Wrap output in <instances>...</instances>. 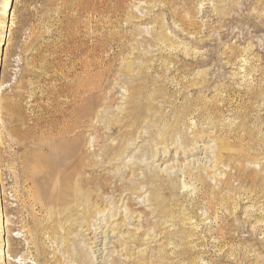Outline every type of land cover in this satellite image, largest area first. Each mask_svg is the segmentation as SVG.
<instances>
[{
  "label": "rangeland",
  "instance_id": "obj_1",
  "mask_svg": "<svg viewBox=\"0 0 264 264\" xmlns=\"http://www.w3.org/2000/svg\"><path fill=\"white\" fill-rule=\"evenodd\" d=\"M5 1L0 264H264V0Z\"/></svg>",
  "mask_w": 264,
  "mask_h": 264
},
{
  "label": "bare ground",
  "instance_id": "obj_2",
  "mask_svg": "<svg viewBox=\"0 0 264 264\" xmlns=\"http://www.w3.org/2000/svg\"><path fill=\"white\" fill-rule=\"evenodd\" d=\"M11 1L12 0H6L5 1V4L3 5V10L1 11V15H4L5 17L6 16H8V10L10 11L11 10V8H12V6L10 5V3H11ZM2 27V26H1ZM1 37H0V53H1V50L4 48V43H3V39H2V37L4 36V32H2L1 34ZM1 55V54H0ZM92 64H91V62H89V66H91ZM1 67H2V65H0V69H1ZM89 76H90V78H93L92 77V75L91 74H88ZM89 78V79H90ZM94 80V79H93ZM100 80H102L103 81V78L102 79H100ZM99 80V81H100ZM94 81H92L91 79H90V82H88V85L90 86V88L92 87V89L95 87V85H93L94 83H93ZM101 82V81H100ZM102 83V82H101ZM101 83H99V84H101ZM86 86V85H85ZM98 85H96V87H97ZM100 88V87H99ZM95 89V88H94ZM101 89V88H100ZM93 91H95V90H93ZM92 91V92H93ZM2 112V110H0V113ZM129 145H131V144H129ZM115 150H117V149H115ZM74 159V158H73ZM72 159V160H73ZM75 163V162H74ZM76 166V165H75ZM75 169V168H74ZM3 198V190H2V186H1V183H0V199H2ZM2 216H4V213H3V210L1 209V207H0V217H2ZM2 218H1V221H0V227H2V226H4V224H2ZM99 234V233H98ZM100 237H102V235L100 236ZM103 240V239H102ZM100 243L103 245L98 251L100 252L101 251V254L102 253H105V249H106V246H107V244H108V242H106V239H104L103 241H100ZM5 255V253H4V248L2 247V246H0V257H2V256H4ZM1 261V260H0Z\"/></svg>",
  "mask_w": 264,
  "mask_h": 264
}]
</instances>
